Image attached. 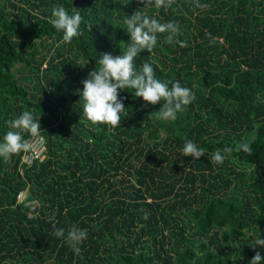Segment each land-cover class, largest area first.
I'll return each mask as SVG.
<instances>
[{
  "label": "trees",
  "instance_id": "obj_1",
  "mask_svg": "<svg viewBox=\"0 0 264 264\" xmlns=\"http://www.w3.org/2000/svg\"><path fill=\"white\" fill-rule=\"evenodd\" d=\"M211 1L0 0V138L8 120L34 110L47 147L30 166L23 152L0 158V264H249L264 255L252 245L264 238V0ZM61 4L84 17L71 43L49 22ZM139 10L177 22L184 47L159 34L137 67L151 62L195 99L162 121L159 104L121 90L120 125L93 124L82 81L101 53L127 47L124 20ZM189 139L205 150L200 160L184 156ZM225 147L233 151L222 164L209 161ZM24 190L35 210L17 203ZM73 224L88 233L79 254L53 234Z\"/></svg>",
  "mask_w": 264,
  "mask_h": 264
},
{
  "label": "clouds",
  "instance_id": "obj_2",
  "mask_svg": "<svg viewBox=\"0 0 264 264\" xmlns=\"http://www.w3.org/2000/svg\"><path fill=\"white\" fill-rule=\"evenodd\" d=\"M144 8H160L164 0H140ZM84 17L80 11L69 12L64 5L54 6L49 20L52 27L62 33V42L71 43L81 34V25ZM126 31L130 35V43L121 54L113 55L111 52L101 53L97 60V67L82 81L83 88L79 92L82 100V113L84 118L93 124H104L116 127L121 123L122 115L127 111L124 100L120 96L121 90L131 89L134 98H142L151 105H160L155 112L156 119L174 121L178 113L183 112L190 105L195 94L192 89L182 86L179 81L163 80L157 78L151 62L143 64L142 68L136 65V58L140 52L147 50L152 53L157 44L159 34L168 33L167 40L173 44L184 47V42L176 40L180 32L177 22H161L156 15H146L141 10L127 15L124 20ZM129 92V91H128ZM34 110L23 111L18 117L8 120L7 131L0 138V158L9 159L17 153H27L33 150V140L43 139L40 118L34 116ZM27 134V138L25 136ZM250 151L248 145L240 144L236 150ZM185 157L200 160L205 150L192 140H187L182 148ZM231 147L216 149L208 157L214 164H222L231 153ZM147 217H145L146 219ZM53 234L57 238H64L72 250L79 254L80 245L87 239L86 229L73 224L65 232L63 227L53 225ZM252 245L259 246L264 251V238L255 237ZM196 264V260H193ZM249 264H264V255L257 251Z\"/></svg>",
  "mask_w": 264,
  "mask_h": 264
},
{
  "label": "built area",
  "instance_id": "obj_3",
  "mask_svg": "<svg viewBox=\"0 0 264 264\" xmlns=\"http://www.w3.org/2000/svg\"><path fill=\"white\" fill-rule=\"evenodd\" d=\"M43 136V135H42ZM46 140L43 136V139H34L33 140V150L27 153H24L22 156V165L30 166L36 160H43L46 155ZM29 194L28 190L21 191L17 196V203H24L26 206H30L31 210H35L38 206L37 201H28Z\"/></svg>",
  "mask_w": 264,
  "mask_h": 264
},
{
  "label": "rangeland",
  "instance_id": "obj_4",
  "mask_svg": "<svg viewBox=\"0 0 264 264\" xmlns=\"http://www.w3.org/2000/svg\"><path fill=\"white\" fill-rule=\"evenodd\" d=\"M172 1H173L172 3H177V0H172ZM210 1H211V0H210ZM189 2H192V3H194L195 5H198L199 0H186V3H189ZM211 3H212V1L210 2L209 6H208L207 8H209V7L211 6ZM260 8H262V6H261Z\"/></svg>",
  "mask_w": 264,
  "mask_h": 264
}]
</instances>
